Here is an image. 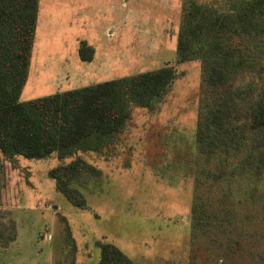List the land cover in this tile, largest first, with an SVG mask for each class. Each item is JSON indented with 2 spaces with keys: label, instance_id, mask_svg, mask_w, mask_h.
<instances>
[{
  "label": "rangeland",
  "instance_id": "374dc122",
  "mask_svg": "<svg viewBox=\"0 0 264 264\" xmlns=\"http://www.w3.org/2000/svg\"><path fill=\"white\" fill-rule=\"evenodd\" d=\"M45 1L39 4L32 67L21 100L167 65L176 77L152 108L132 105L126 125L102 154L10 160L0 153V224L8 233L13 220L18 237L6 246L0 241V258L9 264H97L99 242L107 241L136 264H252L251 258L240 257V249L230 251L201 234L203 224L210 231L222 223L214 220L219 208L209 201L227 192L199 183L196 135L203 73L200 60L179 62L177 55L187 0H49L41 26ZM197 1L224 5L222 0ZM82 40L95 48L92 62L79 58ZM248 79L264 84L258 75ZM75 157L101 170L72 183L84 193L85 208L74 206L49 175ZM236 196L242 198L238 191ZM234 207L238 216H246L244 208ZM255 216L264 231L262 207ZM222 219L229 222L227 216Z\"/></svg>",
  "mask_w": 264,
  "mask_h": 264
},
{
  "label": "trees",
  "instance_id": "16d2710c",
  "mask_svg": "<svg viewBox=\"0 0 264 264\" xmlns=\"http://www.w3.org/2000/svg\"><path fill=\"white\" fill-rule=\"evenodd\" d=\"M222 1V8L185 1L177 38L178 61L200 60L203 73L196 135L199 183L210 182L209 190L222 187L227 192L209 201L213 209L219 208L214 220L222 223L210 231L206 224L198 228L214 243L230 251L240 249V257L251 258L252 264H264V231L254 222L255 209L264 210V190H259L264 185V84L244 81L250 75L264 77V0ZM39 2L0 0V153L11 160L19 155L45 158L53 153L70 157L78 151L103 152L126 125L132 105L152 108L176 71L167 65L21 100ZM94 53L87 41L79 43L83 61H91ZM87 173L100 175L101 170L81 157L49 171L57 190L79 208L87 206V199L72 183ZM236 191L242 196L239 200ZM220 201L227 204L221 207ZM234 204L244 208L245 217L230 209ZM199 210L200 205L195 215ZM226 216L228 223L222 219ZM0 228L5 246L17 238L13 220L10 232L5 233L3 224ZM99 247L97 264H135L112 242H99Z\"/></svg>",
  "mask_w": 264,
  "mask_h": 264
},
{
  "label": "crops",
  "instance_id": "0c3cea01",
  "mask_svg": "<svg viewBox=\"0 0 264 264\" xmlns=\"http://www.w3.org/2000/svg\"><path fill=\"white\" fill-rule=\"evenodd\" d=\"M48 2H49V0H46L45 1V5H44V12L46 11V9H47V5H48ZM39 4H40V2H39ZM40 9V8H39ZM39 15H40V10H39V13H38V19H39ZM46 17H47V11H46V13L44 14L43 13V15L41 14V22H43V23H41V26H43L42 24H44L45 22H46ZM37 27H38V21H37ZM36 33H37V30H36ZM36 38V37H35ZM86 41V40H85ZM81 42V41H80ZM79 42V43H80ZM91 45V44H90ZM93 46V45H92ZM78 47H79V45H78ZM94 47V46H93ZM95 49V48H94ZM95 53H96V51H95ZM95 53H94V57H95ZM33 55V54H32ZM94 57H93V59L91 60V61H87V62H92L93 60H94ZM80 58V57H79ZM32 59H33V56H32ZM81 59V58H80ZM82 60V59H81ZM83 61V60H82ZM83 62H85V61H83ZM31 67H32V60H31V66H30V69H31ZM29 75H30V73H29ZM65 75H67V76H65V77H69L70 76V74L68 73V72H66L65 73ZM24 90V89H23ZM21 96H22V93H21ZM108 148V147H107ZM106 148V149H107ZM104 152V151H103ZM103 152H101V154L103 153ZM18 238V237H17ZM16 240L17 239H15L14 240V243L16 242ZM100 259V258H99ZM133 259V258H132ZM134 260V259H133ZM19 262V264H21L20 263V261H18ZM13 263H15V260H14V262ZM134 263H135V261H134ZM0 264H9V263H7V261H5V259L4 258H0ZM10 264H12V263H10ZM16 264V263H15ZM136 264V263H135Z\"/></svg>",
  "mask_w": 264,
  "mask_h": 264
}]
</instances>
